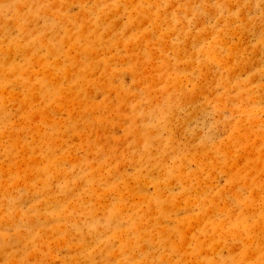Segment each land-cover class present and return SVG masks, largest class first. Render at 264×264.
<instances>
[{"label": "rangeland", "instance_id": "rangeland-1", "mask_svg": "<svg viewBox=\"0 0 264 264\" xmlns=\"http://www.w3.org/2000/svg\"><path fill=\"white\" fill-rule=\"evenodd\" d=\"M0 264H264V0H0Z\"/></svg>", "mask_w": 264, "mask_h": 264}]
</instances>
